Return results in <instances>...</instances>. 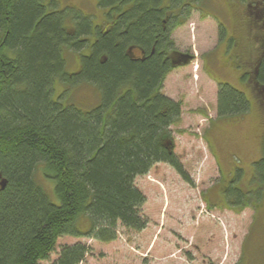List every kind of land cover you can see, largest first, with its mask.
<instances>
[{"label":"trees","instance_id":"obj_1","mask_svg":"<svg viewBox=\"0 0 264 264\" xmlns=\"http://www.w3.org/2000/svg\"><path fill=\"white\" fill-rule=\"evenodd\" d=\"M104 2L135 4L126 18L140 21L129 26L130 34L147 47L156 43L152 55L130 60L125 42L117 45L113 33L89 56L88 15L60 9L56 0H0V181H7L0 189V264H42L66 235L111 242L119 225L145 229L140 210L146 198L135 179L157 163L172 165L189 180L169 129L181 121L183 103L162 93L172 66L160 50L175 46L170 32L188 21L190 11L168 32L160 25L168 0ZM252 22L263 49L254 81L264 87V26ZM70 53L81 59L75 74L67 71ZM56 83L67 86L58 100ZM82 83L97 87L99 102L64 104L68 85ZM217 101L219 117L250 110L246 95L228 83L218 84ZM255 164L264 180V157ZM39 169L53 182L57 200L36 180ZM90 251L83 242L65 244L52 264H80Z\"/></svg>","mask_w":264,"mask_h":264},{"label":"rangeland","instance_id":"obj_2","mask_svg":"<svg viewBox=\"0 0 264 264\" xmlns=\"http://www.w3.org/2000/svg\"><path fill=\"white\" fill-rule=\"evenodd\" d=\"M56 1L60 9L75 13L100 12L94 8V0ZM208 2L204 16L192 11L190 19L171 33L176 48L192 53L194 58L176 66L162 90L183 103L181 121L170 126L171 148L189 180L166 162L155 164L135 179L146 198L140 210L148 221L145 229L119 225L118 237L111 242L62 236L42 264H52L63 245L76 242L91 247L80 264H264V180L259 178L261 168L255 164L264 157V104L253 84L261 40L254 35L257 27L253 29L252 23H234L233 27L229 2ZM73 23L66 22L68 29ZM223 26L228 35L219 39ZM237 28L238 35L234 33ZM66 58L67 71L73 73L80 57L70 53ZM231 65L241 66L244 73L240 74L238 67L237 72L231 71ZM243 79L245 84H241ZM217 83H229L247 94L250 110L243 115L218 117ZM74 87L68 85L64 104L88 107L99 102L94 85ZM66 89L60 83L55 96ZM35 177L52 200H57L53 182L40 169ZM79 224L84 229L89 226L86 219Z\"/></svg>","mask_w":264,"mask_h":264},{"label":"flooded vegetation","instance_id":"obj_3","mask_svg":"<svg viewBox=\"0 0 264 264\" xmlns=\"http://www.w3.org/2000/svg\"><path fill=\"white\" fill-rule=\"evenodd\" d=\"M45 1L48 2V0ZM224 2H226V4L227 2L231 4L229 9H232V11L229 12L230 14L229 16L233 27H234V23L237 26L241 24L249 25V23H251L253 19L258 20L260 27L264 26V0H224ZM168 5L171 6L167 11H165L160 25L162 26L163 30H167L169 32L172 27L178 25L183 20V18L185 17L188 11H190V16H189L190 19L192 11L198 10L202 14L204 8L207 5H210V3L208 2V0H168ZM96 6L99 8L100 11L98 14L96 15L94 13L89 15L86 14L91 18V28L89 30L90 31L89 34L86 36V40L88 41L89 45H88L87 53L85 54L92 56L94 54V48L101 41V39L113 33L117 35V40H118L116 42L117 45L119 43L125 42L124 54L132 61H143L148 56L152 55L155 52L156 43L151 45L150 47H147L142 41L138 40L137 38H132V34H130L131 32L129 30V26L132 24H136L140 21L139 19H136L134 21H128L130 17L126 18L127 15L129 16L134 11V7H135L134 3H126V4L122 2L106 3L104 2V0H94V8ZM117 9L119 10L117 11ZM217 9L220 10L221 8L217 7ZM119 23H122L124 26L122 29L116 32ZM176 28H173V30H171L170 39H171V33H173V31ZM73 30L75 32L74 27H71L70 31L73 32ZM237 31L238 28L237 30L234 29V33L236 35H238ZM128 35H130V37L127 39ZM160 35H161L160 33H156L155 35L156 42L161 38ZM225 35L228 34L226 32V27L223 26V30L220 31V33L217 36L220 39V37L222 38ZM233 36L234 35H232L230 39H232ZM225 39L228 40V36H226ZM160 53L164 57V60L169 65L172 66V70L176 66L182 64L183 63L182 61H184L185 58L187 59V57L185 56H187L188 54H190L192 58H194V55L192 53L188 51L187 52L180 51L179 49L176 48V46L169 47L164 45L163 49L160 50ZM76 54L79 56V53ZM102 58L103 60H105L106 56L102 55ZM262 58H263L262 55H260L258 59L255 61L254 78L255 75H258ZM192 60L190 59L189 63ZM80 67H81V59L77 69H75V71L72 74L77 73L80 70ZM253 84L254 87L255 86L258 87L257 91L261 94L262 101L264 102V87H259V85L255 83L254 79H253ZM58 85L59 84L56 83L54 87V94L57 91L56 89ZM58 96L59 97L62 96V93L60 92ZM58 96H54L55 99L57 98L58 100ZM167 97L170 98L169 96ZM239 262L242 263V259Z\"/></svg>","mask_w":264,"mask_h":264},{"label":"water","instance_id":"obj_4","mask_svg":"<svg viewBox=\"0 0 264 264\" xmlns=\"http://www.w3.org/2000/svg\"><path fill=\"white\" fill-rule=\"evenodd\" d=\"M185 57H187V59L185 58L184 61H182L183 63H188L189 60L192 59V56H191L190 54H188V55L185 56ZM6 184H7L6 179H2V180L0 181V189L5 188Z\"/></svg>","mask_w":264,"mask_h":264},{"label":"crops","instance_id":"obj_5","mask_svg":"<svg viewBox=\"0 0 264 264\" xmlns=\"http://www.w3.org/2000/svg\"><path fill=\"white\" fill-rule=\"evenodd\" d=\"M204 14V12H202V14L201 15H203ZM209 15V14H208ZM208 15H206V17L208 16ZM204 16V15H203ZM205 17V18H206ZM227 53V52H226ZM230 53V52H229ZM205 62V61H204ZM215 62V61H214ZM237 67L238 68H241V71L239 72L240 74H242V73H244V69L241 67V66H236V65H231V71H236L237 72ZM210 76H212V75H210ZM211 79H213V78H211ZM244 83V79H243V82L241 83V84H243ZM229 84V83H228ZM245 84V83H244ZM217 86H218V83H217ZM218 90V89H217ZM247 95V94H246ZM219 117V116H218ZM226 121H229V120H226Z\"/></svg>","mask_w":264,"mask_h":264}]
</instances>
